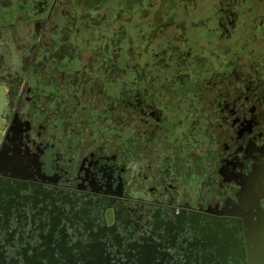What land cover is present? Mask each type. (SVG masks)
I'll list each match as a JSON object with an SVG mask.
<instances>
[{
	"label": "flooded vegetation",
	"instance_id": "af4514ba",
	"mask_svg": "<svg viewBox=\"0 0 264 264\" xmlns=\"http://www.w3.org/2000/svg\"><path fill=\"white\" fill-rule=\"evenodd\" d=\"M216 1L0 0V264H264V0Z\"/></svg>",
	"mask_w": 264,
	"mask_h": 264
},
{
	"label": "trees",
	"instance_id": "16d2710c",
	"mask_svg": "<svg viewBox=\"0 0 264 264\" xmlns=\"http://www.w3.org/2000/svg\"><path fill=\"white\" fill-rule=\"evenodd\" d=\"M102 2V8L106 7L107 10L104 13V19L105 20H114L115 13L113 14V6L116 7L119 11V15L115 17L116 21H119L121 24V27L129 24V27H126V30L123 31L121 29V38H128L130 36V31L133 32L136 30L135 28L130 27L131 25H134L133 23H139L143 22L144 20L160 23V21H163V6L168 5H177V4H186L185 2H190L191 0H100ZM174 2V3H173ZM173 3V4H172ZM216 4H219L215 0ZM155 6V9H154ZM135 7H141L140 9H134ZM101 7L99 9H102ZM107 12H111V14H108ZM90 13V12H88ZM97 13V12H94ZM95 15V14H94ZM87 19L89 20V17L87 15ZM125 38V39H126ZM124 39V42H125ZM123 42V41H122Z\"/></svg>",
	"mask_w": 264,
	"mask_h": 264
},
{
	"label": "rangeland",
	"instance_id": "374dc122",
	"mask_svg": "<svg viewBox=\"0 0 264 264\" xmlns=\"http://www.w3.org/2000/svg\"><path fill=\"white\" fill-rule=\"evenodd\" d=\"M37 1L38 0H6L3 10L6 12L7 14L6 17L8 20L18 21V20H21V16L26 15L27 10L31 9L32 6L37 3ZM83 4L89 7L88 12L90 13H87V15L89 19H92V20L95 15L99 14V13H94L93 8L98 7L99 9L100 7L102 8V5H103L100 0H72V5L75 8L76 7L79 8ZM103 8H106V7H103ZM107 13L111 14V12H107Z\"/></svg>",
	"mask_w": 264,
	"mask_h": 264
}]
</instances>
